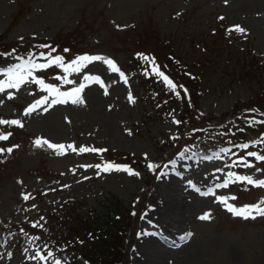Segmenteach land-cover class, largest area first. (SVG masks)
I'll list each match as a JSON object with an SVG mask.
<instances>
[{
    "label": "rangeland",
    "instance_id": "rangeland-1",
    "mask_svg": "<svg viewBox=\"0 0 264 264\" xmlns=\"http://www.w3.org/2000/svg\"><path fill=\"white\" fill-rule=\"evenodd\" d=\"M235 25L246 34L229 33ZM44 48L45 56H61L65 64L83 55L112 59L127 83L102 62L79 73L55 65L33 70L32 77L61 92L85 83V102L37 105L27 116L31 105L52 99L32 77L19 89L0 92V119L23 124L0 125V135L8 136L0 141V264H89L64 248L63 238L71 239L76 220L108 223L115 206L123 215L110 227L109 244L118 247L117 264H136L146 221L150 228L154 221L153 192L163 202L176 201L179 210L160 209L173 232H165L168 245L154 237L149 260L164 251L163 264H264V217L253 212L255 218L245 219L227 210L264 207V187L234 179L264 180V160L249 155L264 156V127L253 123L264 119V0H0V82L30 59L47 63L40 58ZM154 58L175 82V71L188 72L180 79L187 96L180 91L178 98L158 81ZM65 75L72 83L64 82ZM85 75L99 76L108 94ZM222 125L229 136L220 132ZM235 129L238 136L230 132ZM37 139L77 151L57 155L37 147ZM209 151L211 158L199 159ZM180 160L184 177L170 191L160 176ZM108 163L139 175L105 172ZM150 163L157 167L150 171ZM205 214L209 219L200 220Z\"/></svg>",
    "mask_w": 264,
    "mask_h": 264
},
{
    "label": "snow or ice",
    "instance_id": "snow-or-ice-1",
    "mask_svg": "<svg viewBox=\"0 0 264 264\" xmlns=\"http://www.w3.org/2000/svg\"><path fill=\"white\" fill-rule=\"evenodd\" d=\"M225 2H227V0H225ZM219 19L223 20L224 17H220ZM229 33L231 32H235V33H239V34H246V30L239 26V25H235L233 26V28L228 30ZM41 47H46L44 45H42ZM52 51H54V49H52ZM40 58L47 60V63H35L33 60H29L25 65L23 66H17V68L10 70L8 73H6V75L8 76V81L5 82H0V92L4 91L5 88H16L19 89V87L28 82V77H32V71L33 70H42V69H47L53 65H55L56 67H59L62 69V71L66 74L68 73H79L81 72L84 68H86L89 64H92L94 62H102L104 65L107 66V68L113 72V73H118L119 76L121 77V79L124 81V83H127V79L125 78V74L123 72L120 71V69L118 68V66L116 65V63L112 60V59H107L103 56H90V55H83V56H79L77 57L75 60L71 61V63L65 64L64 63V59L61 56H55L52 57L50 54L45 56L43 53H41ZM142 59H144L145 61H150L151 58L147 57V56H143ZM152 65L155 69L154 74L157 77H160L163 81V83L165 84V86L171 91L173 92L178 98L180 97V91L177 90L178 86L171 80L169 79L168 76H166L163 72H161L159 70L158 67L155 66V61L152 60ZM27 73V75H23L22 72ZM84 81H91L93 83L98 84L101 88L104 89V94L107 95L108 91L107 88L105 87L103 81L101 80V78L99 76H91V75H85L84 76ZM63 80L65 83H72V81L68 80L67 75H65L63 77ZM32 81L38 85H40V87L49 94V96L52 97L51 101H49L47 98L37 101L36 104L31 105L28 109L25 110V115H30L31 113H33L34 111L38 110L37 109V105H46V104H51V105H55V104H65L68 103L69 101L72 104H80L83 105L84 104V99L82 98V93L85 89V87L87 86L85 83H81L78 87L72 89L71 91H67V92H61L58 88L47 85L44 83L43 80L40 79H36L35 77H32ZM180 88H182L183 86H179ZM184 95L187 96V90L184 89ZM128 100L130 103H135L134 97L131 95V93H129L128 95ZM44 111H47V108H44ZM173 123L179 125L181 122L178 120H173ZM4 124H9V125H16L19 127H23V124L21 123V121L19 120H2L0 119V125H4ZM8 136L7 135H0V141L3 140H7ZM35 145L37 147H41L43 145H46L49 149H52L53 151H56L57 155H61V154H65V150L66 149H71L72 151H77V149L73 146V145H63V144H53L47 140H41V139H37L35 141ZM243 147L247 148V145H244ZM3 149H0V154L3 153ZM12 149H7V152L11 153ZM79 152L83 153V152H102V151H106V150H97V149H88V148H80L78 149ZM249 155L255 156V158L257 160H264V156H260V155H256L255 153H249ZM147 158V157H146ZM246 167H252V165H248L245 164ZM98 171L101 170V166L97 165L96 166ZM157 166L154 164H149L148 168L149 170H154ZM103 171L108 172V171H122L127 173L129 176H138L139 173L135 172L131 167L128 166H121V165H115L112 163H108L106 165L103 166L102 168ZM233 179L232 174H230L229 176V180H226L224 182L223 185H221L222 187H227L228 183L231 182V180ZM234 179L236 181H240V182H246L249 185H253V186H257V187H264V180H253L250 176H235ZM196 191H200L198 188L196 189ZM201 195H209L211 193H204L201 192ZM24 200H28L30 199V197L28 195H25ZM233 199H235V197H233ZM221 203H227L225 200L221 199ZM229 212L233 213V215L236 216H242L245 219L251 217V218H255L254 216H252V213L255 212L256 215L264 217V207H261L260 205H255L252 207H245L243 209H239L237 210L236 208L232 207L231 205H228V209ZM200 220L202 221H207L209 219V215L205 214L199 217ZM189 236L191 235V233L188 234ZM51 253H48V256H51ZM37 257L40 260H47L48 257L47 256H41L39 253H37ZM54 264H61V262L59 260H55Z\"/></svg>",
    "mask_w": 264,
    "mask_h": 264
},
{
    "label": "trees",
    "instance_id": "trees-1",
    "mask_svg": "<svg viewBox=\"0 0 264 264\" xmlns=\"http://www.w3.org/2000/svg\"><path fill=\"white\" fill-rule=\"evenodd\" d=\"M181 74L176 73L177 77L183 79ZM238 119H243L244 115L239 114ZM259 128L264 127L263 124L256 125ZM253 132H256L255 130ZM120 206V205H119ZM114 218L108 220V223H90L83 221L78 223L75 221V226L71 229V234L68 233L69 238H63V246L72 250H76L80 257L89 264H117L119 262L120 254L117 252L118 247L116 245H110L109 241L112 236L111 226L118 222L117 217L122 216L123 210L120 207L115 206ZM110 222L112 225H110ZM81 226V227H80ZM79 228V229H78ZM76 229V231H75ZM69 231V230H68ZM110 261H109V260ZM106 260H108L106 262Z\"/></svg>",
    "mask_w": 264,
    "mask_h": 264
},
{
    "label": "bare ground",
    "instance_id": "bare-ground-1",
    "mask_svg": "<svg viewBox=\"0 0 264 264\" xmlns=\"http://www.w3.org/2000/svg\"><path fill=\"white\" fill-rule=\"evenodd\" d=\"M91 98H92V96H91ZM195 155H193L191 158L194 159ZM212 156H213V151L201 152L199 154V159L202 158V157L205 158V159H208V158H211ZM188 159L190 160V158H188ZM193 159H191V160H193ZM180 162H181V160L180 161H175V163H172V165H171V167H173V169L177 172V174H174L173 172H171L168 169L167 172H165V170L162 172V174H161L162 177L160 176V180L162 179L161 182L164 183V181H166V185L169 186L168 189H170V191H172V189L178 188L179 187L177 185L178 184V179H182L184 177L183 174L178 173L181 170H186V166H183V165L181 167H179V169H177L178 166H179L178 164H180ZM166 174L169 175L167 178H166ZM173 177L177 178V180H174ZM156 195H159V194H156V193L153 192V193H151V195H149V199L154 201L155 205H156L154 207V210L151 211V213H150L151 216L154 219L153 223L150 224V225L152 226V228L153 227L154 228L153 229L150 228L148 221H146L148 227L145 228L143 234L141 235L140 241H138L139 255L137 257L134 255V257L132 259L136 264H143L144 262H146V264H150V263L151 264H163L164 263V255H166V253H164V251H162L160 253H157V252L154 251V253H155L154 256H156V257H154L152 259L150 258V260H149V257L146 258V256H147L146 252L148 251L147 247L156 245V243L158 242V240H156V239H159V241H160V243L162 245H168L169 242L167 241V239L164 236L168 237L169 235L166 234L165 232H168V233H172L173 232V231H171L172 229H169L170 227L165 225L167 223H165V221L163 220L164 219V213H162V210H160V209L164 208V207L165 208L167 207L166 208L167 211H170V212L174 211L175 212V211L179 210V205H178V203L176 201L163 202L162 200H164V199H160ZM168 213H167V215H168ZM144 225L145 224L143 222V226ZM184 236L185 235H181V238L184 237ZM154 237L156 239H154Z\"/></svg>",
    "mask_w": 264,
    "mask_h": 264
}]
</instances>
